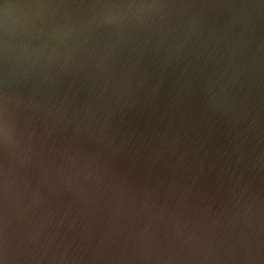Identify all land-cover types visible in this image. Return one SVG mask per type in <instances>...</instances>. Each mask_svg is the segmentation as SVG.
<instances>
[{
    "label": "water",
    "instance_id": "95a60500",
    "mask_svg": "<svg viewBox=\"0 0 264 264\" xmlns=\"http://www.w3.org/2000/svg\"><path fill=\"white\" fill-rule=\"evenodd\" d=\"M3 264H264V0H0Z\"/></svg>",
    "mask_w": 264,
    "mask_h": 264
},
{
    "label": "snow or ice",
    "instance_id": "6c2138e0",
    "mask_svg": "<svg viewBox=\"0 0 264 264\" xmlns=\"http://www.w3.org/2000/svg\"><path fill=\"white\" fill-rule=\"evenodd\" d=\"M0 131H2V129H0ZM0 256H2V251H0ZM0 264H3L2 258H0Z\"/></svg>",
    "mask_w": 264,
    "mask_h": 264
}]
</instances>
